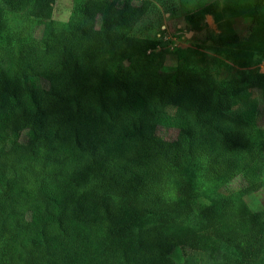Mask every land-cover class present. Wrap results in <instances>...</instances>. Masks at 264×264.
Masks as SVG:
<instances>
[{"label":"trees","instance_id":"16d2710c","mask_svg":"<svg viewBox=\"0 0 264 264\" xmlns=\"http://www.w3.org/2000/svg\"><path fill=\"white\" fill-rule=\"evenodd\" d=\"M34 1L0 0V264H179L171 252L195 235L165 227L194 212L198 230L238 250L224 264H253L264 210L247 230L225 229L221 218L239 204L200 201L183 172L192 163L203 185L242 178L245 193L262 188L257 86L233 78L226 90L182 63L165 70L152 44L129 35L150 0L107 1L97 27L90 0H75L68 21L50 19L41 36L54 0L24 13Z\"/></svg>","mask_w":264,"mask_h":264},{"label":"rangeland","instance_id":"374dc122","mask_svg":"<svg viewBox=\"0 0 264 264\" xmlns=\"http://www.w3.org/2000/svg\"><path fill=\"white\" fill-rule=\"evenodd\" d=\"M75 0H54L47 18L37 24V35H43L50 19L65 24ZM109 0H90L92 13L89 23L99 26V17L104 4ZM139 4L142 0H129ZM153 6L146 16L129 32V35L151 45L150 56L162 63L163 68L170 69L182 63L188 68L201 71L207 70L217 83L230 90L232 79L240 84H255L260 102L257 129L252 138L263 154L261 172L262 188L258 191L245 193L244 181L237 178L229 183L223 181L208 182L203 185L199 178L197 165L186 164L184 176L198 190V199L207 204L218 202L228 197L239 204V210L221 218L225 229L247 230L250 215L254 211L264 210V0H150ZM215 2L212 11L202 12V8ZM42 0H35L24 13L34 14ZM200 12L198 19L190 18L191 14ZM15 23L21 15L11 16ZM238 34L239 40L224 46L212 43L211 39L219 36ZM39 80H29L35 83ZM163 136L174 135L173 130L159 128ZM23 132L19 142L26 138ZM14 138V137H13ZM11 141V146L17 147ZM173 197L180 199L178 190ZM151 218L141 221V225L152 223ZM198 213H192L187 222L180 228L166 226L169 234L186 232L194 234L193 243L186 242L173 249L171 257L179 264H224L229 258L239 255L237 249L228 246L212 235L198 230ZM137 228V226H135ZM253 264H264V252Z\"/></svg>","mask_w":264,"mask_h":264}]
</instances>
